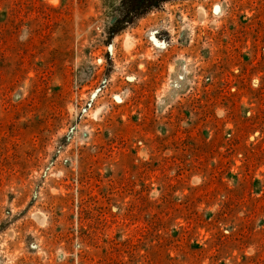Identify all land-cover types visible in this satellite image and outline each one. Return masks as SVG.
<instances>
[{
  "label": "rangeland",
  "instance_id": "374dc122",
  "mask_svg": "<svg viewBox=\"0 0 264 264\" xmlns=\"http://www.w3.org/2000/svg\"><path fill=\"white\" fill-rule=\"evenodd\" d=\"M0 264H264V0H0Z\"/></svg>",
  "mask_w": 264,
  "mask_h": 264
}]
</instances>
